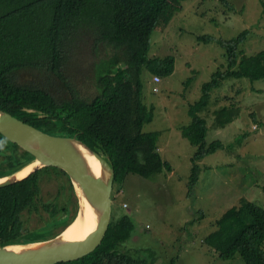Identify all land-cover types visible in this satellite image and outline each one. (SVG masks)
I'll return each mask as SVG.
<instances>
[{"label":"trees","instance_id":"trees-1","mask_svg":"<svg viewBox=\"0 0 264 264\" xmlns=\"http://www.w3.org/2000/svg\"><path fill=\"white\" fill-rule=\"evenodd\" d=\"M185 1L0 0V109L49 134L78 138L100 152L115 170V191L130 174L150 178L165 169L172 171L159 152V133L143 131L153 113L143 102L141 75L144 69L155 76L174 72L173 56H150L152 36L157 30L167 29L183 10ZM83 29L92 31L112 48L111 54L102 56L107 63L94 70L100 94L91 103L82 99L78 87H73L78 77L69 70L73 60L65 51L66 43L78 38ZM248 33L246 30L231 40H218L226 50L227 69L213 74L203 87L200 101L190 109L193 120L183 134L197 147V152L189 193L200 178L198 162L223 147L220 140L207 144V121L198 111L208 105L211 92L227 78L264 79V50L252 56L243 55L239 61L238 51ZM200 39L213 40L206 36ZM34 72L42 74L44 84L36 81L40 76ZM29 75L33 80H27ZM58 84L63 91L56 96L52 89ZM225 113H219L222 126L233 121V115L224 118ZM34 159L0 133V178ZM42 172L64 173L68 177L60 168L45 167L18 183L0 188V246L29 243L38 238L29 227L34 215L50 225L66 214L67 209L58 203L42 201ZM117 207L97 249L57 264H153L119 251L132 237L135 225L130 215L121 214L123 208ZM215 227L203 243L219 258L231 260L240 255L245 264H264L263 207L244 202L225 212L215 221ZM50 238L53 237L44 239Z\"/></svg>","mask_w":264,"mask_h":264},{"label":"rangeland","instance_id":"rangeland-1","mask_svg":"<svg viewBox=\"0 0 264 264\" xmlns=\"http://www.w3.org/2000/svg\"><path fill=\"white\" fill-rule=\"evenodd\" d=\"M183 5L165 31L154 32L150 50L151 57L173 56L174 72L160 76L159 81L148 69L141 75L143 102L153 113L143 131L159 133V152L172 171L165 169L150 178L130 174L117 191L114 182L113 209L116 213L117 206L123 208L120 213L130 215L135 225L119 251L153 264H245L240 255L219 258L203 241L229 209L244 202L264 208V79L227 78L211 92L208 105L197 109L207 121V144L220 140L223 147L198 162L200 178L190 193L197 147L183 129L192 123L190 109L200 101L205 83L216 71L227 69L226 50L219 39L228 41L249 31L239 48V61L243 55L264 50V0H186ZM100 47L112 53L104 39L83 29L78 38L66 43L65 50L73 52V60L80 54L88 64L90 50L99 52ZM101 60L102 67L107 62L104 57ZM96 91L100 92L99 86ZM223 110L224 118L233 115V121L224 126L219 120ZM41 179L42 201L58 203L67 212L50 225L32 216L29 227L38 237L34 242L62 233L79 213L78 194L64 173L42 172Z\"/></svg>","mask_w":264,"mask_h":264},{"label":"water","instance_id":"water-1","mask_svg":"<svg viewBox=\"0 0 264 264\" xmlns=\"http://www.w3.org/2000/svg\"><path fill=\"white\" fill-rule=\"evenodd\" d=\"M0 133L31 153L35 158L31 162L37 163L24 177H19L17 173L31 162L1 178L0 188L18 183L45 167L60 168L68 174L79 197V213L74 222L79 219L92 227L81 241L63 240L64 246L49 254L36 251L33 245L58 239L70 225L59 235L44 241L0 246V264H57L83 257L97 249L106 236L113 212L116 173L108 160L78 138L49 134L2 109ZM12 246L23 248L11 249Z\"/></svg>","mask_w":264,"mask_h":264},{"label":"flooded vegetation","instance_id":"flooded-vegetation-1","mask_svg":"<svg viewBox=\"0 0 264 264\" xmlns=\"http://www.w3.org/2000/svg\"><path fill=\"white\" fill-rule=\"evenodd\" d=\"M77 44L84 46L86 45V42L78 41ZM67 54L73 60V52L70 50V51H67ZM104 55H107V53H105L102 50V47H100L99 52L92 53V51L90 50V57H88L89 63L87 64L84 59L80 58V54H77L76 60H73V63L69 67V70H71L75 78L78 77V79H75L73 81V84H74L73 87L76 86L80 89V91L82 92V95L80 94L82 96V99H84L88 103H91V100L96 98L100 94V92L96 91L98 86H97V80L95 79V76H94V70L99 66L98 63L101 62V58ZM34 73L37 74V77L40 76V79L36 81H40L41 83L44 84L42 77H41L42 74L39 72H34ZM27 80L28 81L33 80L32 76L29 75ZM55 88H53L52 91L56 96H58V93L60 92V90L61 91L63 90L60 89L59 84ZM92 90L94 91L91 92Z\"/></svg>","mask_w":264,"mask_h":264},{"label":"bare ground","instance_id":"bare-ground-1","mask_svg":"<svg viewBox=\"0 0 264 264\" xmlns=\"http://www.w3.org/2000/svg\"><path fill=\"white\" fill-rule=\"evenodd\" d=\"M37 166L36 162H31L29 163L26 167L23 168L20 172H18L19 177H24L28 175L33 168ZM97 167V166H96ZM2 179H0L1 181ZM68 227V226H67ZM66 227V228H67ZM92 229L90 224H86L81 222L79 219L77 221H73L70 226L65 230V233L63 236L59 237L56 240H51V241H46V242H41V243H36L33 245V247L36 249V251L44 254H49L53 253L57 250H60L64 244V241H72V240H82L84 238L85 232L88 233ZM23 247L21 246H12L11 249H22Z\"/></svg>","mask_w":264,"mask_h":264},{"label":"clouds","instance_id":"clouds-1","mask_svg":"<svg viewBox=\"0 0 264 264\" xmlns=\"http://www.w3.org/2000/svg\"><path fill=\"white\" fill-rule=\"evenodd\" d=\"M156 78H159V80H160V76H155V81H159V80H157ZM98 153H100V152H98ZM101 154V153H100ZM103 156V155H102ZM106 159V158H105ZM107 160V159H106ZM1 179V178H0ZM115 181V180H114ZM114 190H113V194H112V198H113V195H114ZM114 202H115V200H113V204H114ZM113 206V205H112ZM112 214H113V212H112ZM76 219V218H75Z\"/></svg>","mask_w":264,"mask_h":264},{"label":"built area","instance_id":"built-area-1","mask_svg":"<svg viewBox=\"0 0 264 264\" xmlns=\"http://www.w3.org/2000/svg\"><path fill=\"white\" fill-rule=\"evenodd\" d=\"M157 80H159V78H156Z\"/></svg>","mask_w":264,"mask_h":264}]
</instances>
